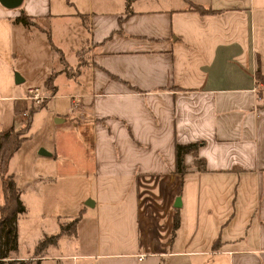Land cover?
Returning a JSON list of instances; mask_svg holds the SVG:
<instances>
[{"label": "crops", "instance_id": "0c3cea01", "mask_svg": "<svg viewBox=\"0 0 264 264\" xmlns=\"http://www.w3.org/2000/svg\"><path fill=\"white\" fill-rule=\"evenodd\" d=\"M21 15L31 25L15 23ZM41 35L50 54L32 88L23 63L46 54ZM256 73L264 79V0H131L128 12L124 0L0 5V135L23 130V112L34 108L26 92L37 88L59 119L54 124L73 132L76 157L66 177L81 186L80 202L56 221L55 233L19 255L17 221L31 206L20 194L37 189L31 200L39 207L46 199L40 186L61 174L59 152L42 148L55 160L54 171L19 170L21 190L11 167L20 147L13 153L7 172L11 167L24 212L10 258L264 264V81ZM59 100L64 112L56 110ZM188 144L199 145L182 158L179 173L175 146ZM83 218L90 220L91 247L51 254L59 242L68 246L78 238ZM73 220L70 231H59Z\"/></svg>", "mask_w": 264, "mask_h": 264}, {"label": "rangeland", "instance_id": "374dc122", "mask_svg": "<svg viewBox=\"0 0 264 264\" xmlns=\"http://www.w3.org/2000/svg\"><path fill=\"white\" fill-rule=\"evenodd\" d=\"M41 39H43V42L45 43L46 47L43 49L45 50L46 54L41 52L40 55L38 54V56L35 57V62H33L31 59V62L28 61L23 63L24 71L27 72L26 85L31 86L32 88H34L36 85H40V80L37 81L38 75L40 72L45 71V66L48 62V56L50 54L47 37L41 35ZM39 48L40 47L37 46V49ZM66 60L68 63H73V56H71V54H67ZM60 92H62V90H60ZM43 101V107L35 111V113L32 115V121L30 120L28 130L25 135L27 138L23 140L16 157H14V160L12 161L11 167H13L14 170L17 169L19 177L17 179V183L18 187L22 190V187L25 186L20 180L21 174L18 171L20 170V172H23L27 167H32L35 169H39L40 167L42 170L51 169V171H54V164L56 162L55 160L53 161L52 157L36 155L39 148H43L49 153V151H51L54 147V152H59L57 154V163L59 165V174L61 175H59L54 183L48 182L40 186L41 189L39 194H42L43 197L45 196L46 199L44 200V204H40L39 207L36 204L32 205L33 202L31 200L35 197V193L38 191L37 189L33 190L28 187L25 188L24 193L20 194L21 199L31 206H29V210H26L25 215L18 217L19 219L17 221L16 232L18 233L17 248L19 250V255H26L30 250L31 247L29 246L33 243V241L36 242L43 235L50 236L54 234L56 229V221L59 218H63L65 212H71L76 203L80 202L78 200L79 197L77 193H79L81 186H78V182L75 184V186H70V182H68L66 177V174L69 170V164L76 157L75 155V157L72 156L75 147L73 132L69 131V126H67L66 123H61L58 125L54 124L51 104H45L46 100ZM64 103V101L59 100L57 102L56 110L64 112ZM26 117H28V115L25 116V118ZM73 142L74 146L71 145ZM78 154H81V150H78ZM10 169L8 170V173L11 171ZM33 194L34 196H32ZM70 230V226L66 228V231ZM76 231L78 238H76L72 244L66 246L63 244V241L59 242L57 247L50 251L51 254H68L72 252L84 253L87 251V249L91 247L90 220L83 218L80 222H78ZM57 260L46 263L43 262V264H72L68 261L57 262ZM13 263L7 262V264Z\"/></svg>", "mask_w": 264, "mask_h": 264}, {"label": "trees", "instance_id": "16d2710c", "mask_svg": "<svg viewBox=\"0 0 264 264\" xmlns=\"http://www.w3.org/2000/svg\"><path fill=\"white\" fill-rule=\"evenodd\" d=\"M131 0H124L125 4V12L129 11ZM193 10L204 13L201 7H194ZM15 23H21L22 25H31L30 19L21 15L18 19L14 21ZM256 79L260 81H264L259 76V73H256ZM50 79H48L45 83L47 86L49 85ZM42 101L37 107L31 108L28 113L27 123L23 127L21 131L9 130L7 133H3L0 135V185L2 188V204H0V259L1 258H10V254L15 251V226L17 217L24 212V208L19 201V192L18 189L15 188L13 175L7 172L8 161L13 153L21 146L23 140L27 137L26 132L28 130L29 122L31 120L32 114L43 107ZM199 144H188L186 146L176 145V170L179 173L184 171V167L182 166V158L188 153H196V149ZM198 171H204L205 166L199 160L194 162ZM77 220H73L68 226H60L59 231L66 232V228L69 226H74ZM178 225V216L174 217L172 224V236L177 229ZM55 237L45 238L41 243L38 244L36 251H41L42 248L46 244H53L55 242ZM14 262V261H13ZM10 262V263H13ZM2 264V263H0ZM13 264H29V262L21 263L14 262Z\"/></svg>", "mask_w": 264, "mask_h": 264}, {"label": "built area", "instance_id": "2783aa9c", "mask_svg": "<svg viewBox=\"0 0 264 264\" xmlns=\"http://www.w3.org/2000/svg\"><path fill=\"white\" fill-rule=\"evenodd\" d=\"M26 93H27L26 98L31 100L34 103L33 104L34 107H37L44 100V98L39 95L37 88L36 89H28ZM28 114L29 113H27V111L23 112L24 116H27ZM13 261L14 262H25V261H27V259H22V258H12V259L1 258L0 259V262H2L3 264H7V262L10 263Z\"/></svg>", "mask_w": 264, "mask_h": 264}, {"label": "water", "instance_id": "95a60500", "mask_svg": "<svg viewBox=\"0 0 264 264\" xmlns=\"http://www.w3.org/2000/svg\"><path fill=\"white\" fill-rule=\"evenodd\" d=\"M21 3V0H0V5L2 7L8 8V9H15L19 6ZM13 81L15 84H19L21 82L19 76L17 74H14L13 76ZM59 119H55L54 122L57 123ZM37 155L41 156H48L49 154L43 150L42 148L38 149Z\"/></svg>", "mask_w": 264, "mask_h": 264}]
</instances>
